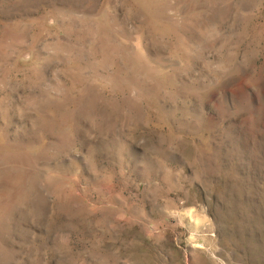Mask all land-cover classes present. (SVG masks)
<instances>
[{"label": "rangeland", "instance_id": "obj_1", "mask_svg": "<svg viewBox=\"0 0 264 264\" xmlns=\"http://www.w3.org/2000/svg\"><path fill=\"white\" fill-rule=\"evenodd\" d=\"M0 264H264V0H0Z\"/></svg>", "mask_w": 264, "mask_h": 264}]
</instances>
